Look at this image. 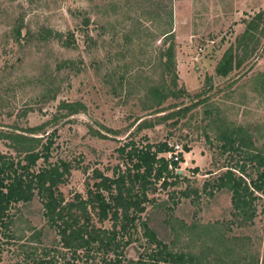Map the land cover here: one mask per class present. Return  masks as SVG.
<instances>
[{
    "label": "rangeland",
    "instance_id": "obj_1",
    "mask_svg": "<svg viewBox=\"0 0 264 264\" xmlns=\"http://www.w3.org/2000/svg\"><path fill=\"white\" fill-rule=\"evenodd\" d=\"M260 11L264 0H0V131L42 125L41 133L55 132L50 162L71 167L59 187L66 200L75 193L86 198L94 169L108 177L114 168L125 170L118 148L130 140L179 145L178 173L186 181L150 195L158 205H146L150 227L176 251L202 256L206 264H238L245 250L260 261L264 194L246 228L233 224L227 192L212 198L202 193L196 204L179 198L175 208L168 197L186 186L200 188L214 177L207 173L223 170L227 155H220L207 127L218 113L227 124L247 129L264 149V33L241 68L226 78L215 75L225 51ZM170 47L181 94L143 111L147 87L166 74ZM62 104L77 108L70 112ZM178 109L186 111L157 122ZM141 121L147 126L140 128ZM4 145L0 140V152L9 153ZM12 213L15 240L0 233L1 264H23L24 251L54 241L52 232L42 231L37 200L18 204ZM141 243L127 250L128 257L137 259ZM223 248L234 252L226 255Z\"/></svg>",
    "mask_w": 264,
    "mask_h": 264
},
{
    "label": "trees",
    "instance_id": "obj_2",
    "mask_svg": "<svg viewBox=\"0 0 264 264\" xmlns=\"http://www.w3.org/2000/svg\"><path fill=\"white\" fill-rule=\"evenodd\" d=\"M263 33L264 12L260 11L247 23L235 46L225 51L216 65L215 75L226 78L241 68L256 50ZM171 50L172 47L166 54L164 78L147 87L143 111H155L169 98L176 99L181 94L176 91L177 75L172 68ZM260 82L264 91V80ZM62 106L70 112L77 108L75 104ZM184 111L178 109L169 115L157 116L156 120L166 122L175 115H183ZM211 111L215 114L218 109ZM139 124L140 128L147 126L145 121ZM207 127L214 132L220 155H227L220 168L223 170L218 175L207 173L214 177L200 188L186 186L170 191L172 208L178 205L179 198H189L196 204L202 193L212 198L217 193L227 192L233 224L237 228L249 227L257 216L256 201L264 194V149L256 145L247 129L227 124L219 113ZM12 130L0 131V140L9 151L0 152V233L6 240L14 241L12 210L18 204L27 205L37 200L45 222L42 231L54 234L53 243L24 251L23 264H206L202 256L176 251L173 243L163 242L144 217L146 205L158 206L150 195L158 190L178 188L186 181L178 173L182 154L177 161L163 156L173 151L168 141L149 143L146 139L144 145H139L130 140L118 148L119 155L125 159V170L114 168L113 175L108 177L94 169L95 183L88 187L86 198L75 193L72 199L66 200L59 187L66 182L71 167L64 161L50 162L55 132L41 133L42 125ZM184 149L189 152L186 146ZM194 172H198L197 169ZM107 221L111 223L110 228L97 226ZM218 237L223 241V236ZM141 241L142 253H138L137 259L128 257L127 250ZM223 251L226 255L234 252L225 248ZM2 252L0 246V264ZM238 257V264H264V258L259 261V255H251L250 251L245 250Z\"/></svg>",
    "mask_w": 264,
    "mask_h": 264
},
{
    "label": "built area",
    "instance_id": "obj_3",
    "mask_svg": "<svg viewBox=\"0 0 264 264\" xmlns=\"http://www.w3.org/2000/svg\"><path fill=\"white\" fill-rule=\"evenodd\" d=\"M173 151L167 155H163L165 158L173 159L177 161L179 159L178 155L181 153V147L179 145H172Z\"/></svg>",
    "mask_w": 264,
    "mask_h": 264
},
{
    "label": "water",
    "instance_id": "obj_4",
    "mask_svg": "<svg viewBox=\"0 0 264 264\" xmlns=\"http://www.w3.org/2000/svg\"><path fill=\"white\" fill-rule=\"evenodd\" d=\"M178 172H181V171H178Z\"/></svg>",
    "mask_w": 264,
    "mask_h": 264
}]
</instances>
